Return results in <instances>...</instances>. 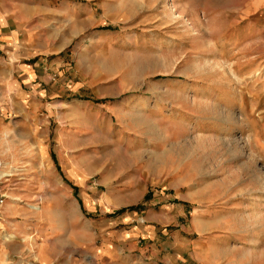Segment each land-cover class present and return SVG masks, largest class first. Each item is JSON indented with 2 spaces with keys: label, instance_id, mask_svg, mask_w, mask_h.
<instances>
[{
  "label": "rangeland",
  "instance_id": "obj_1",
  "mask_svg": "<svg viewBox=\"0 0 264 264\" xmlns=\"http://www.w3.org/2000/svg\"><path fill=\"white\" fill-rule=\"evenodd\" d=\"M26 4L20 11L38 37L36 46L44 38L52 49H61L38 57H62L65 64L47 70L52 80L39 86L24 85L15 67L0 72V104L9 106L0 117L9 125L0 133V203L3 179L10 173L62 174L65 167L56 164V153L61 161L75 158L76 173L91 169L94 184L116 174L122 166L102 162L110 157L109 145L117 148L116 130L123 126L131 132L128 138L136 135L156 148L149 151L148 167L158 180L142 183L146 193L136 206L145 211L157 191L161 200L153 210L158 204L166 208L156 215L165 224H156V238L150 241L156 252L147 250L146 241L139 264H264V0ZM36 46L29 43V49ZM25 47H17L18 53ZM61 74L64 90L54 87L45 99L64 93L82 104L67 119L71 133L62 128L71 155L58 151L57 122L39 110L21 124L26 119L16 101L20 93L44 94L38 89L50 87ZM116 105L125 113L119 119L109 113ZM179 117L185 125L176 127L172 119ZM91 121L92 133L86 125ZM111 157L122 158L118 152ZM20 158H27L28 166H20ZM44 158L54 166L37 165Z\"/></svg>",
  "mask_w": 264,
  "mask_h": 264
},
{
  "label": "crops",
  "instance_id": "obj_2",
  "mask_svg": "<svg viewBox=\"0 0 264 264\" xmlns=\"http://www.w3.org/2000/svg\"><path fill=\"white\" fill-rule=\"evenodd\" d=\"M27 2L28 0H0V72L3 70L7 73L15 67L24 85L39 86V81L51 82L52 77L46 75L47 70H59L58 67L65 64V58L38 57L40 53L55 55L61 49H52L54 46L44 38L40 39L39 48L36 46L38 37L26 24L27 15L20 11ZM29 43L37 49H29ZM24 44L26 49L18 53L17 47ZM64 78L61 74L50 87L38 89L39 92H44L42 95L20 93L16 101L22 111L21 118L26 119L21 124H27L33 116L37 117L39 110H43V114H40L43 118L51 119L54 124L57 122L54 140L58 151L62 155H71L72 145L64 140L66 132H62V128L68 129V134L71 133L74 127L67 123V119L74 118L76 106L82 104L76 99L70 102L66 98L68 96L63 97L64 93L51 100L45 99L50 96L45 95L47 91L53 93L54 87L59 86L64 90ZM7 83L11 85L12 80L8 79ZM120 107L114 106L109 113L121 118L125 113ZM8 108L9 106L0 104V117L3 112L9 111ZM84 112L93 114L90 109H85ZM139 113L137 111L135 114L140 115ZM172 122L176 127L185 125L182 117L172 119ZM86 125L92 133V121ZM8 129L9 125L3 124L0 119V133L7 132ZM175 129L177 128H174V132L172 130L173 134ZM116 131L119 142L117 148L112 144L108 146L110 157L102 164L122 168L116 174L103 175L96 184L89 174L91 169L86 167L84 174L76 173V159L62 158L61 161L57 153L56 164L65 167L62 174L10 173L4 177L5 197L0 203V264H139L144 251L141 248L146 241L151 246L147 250L152 248L155 254L156 244H151L150 241L156 238V224H165L164 219L156 215L166 208L162 209L158 204L156 209L160 210H153L152 207L161 200L157 191L146 202L145 211L141 213V207L136 205L146 193L142 183L158 180L153 175L156 171H151L148 167L152 164L148 160L149 151L156 148L150 143L141 142L143 139H138L136 135L128 138L131 132L126 131L123 126L117 127ZM111 132L108 130L109 134ZM135 144H140V147L134 148ZM114 152L121 154V160L111 157ZM136 156H140L139 160ZM17 162L22 167L28 166L27 158H20ZM40 164L54 166L49 158L37 163ZM140 164L147 165L148 169ZM84 165L93 166L88 161H84ZM136 167L141 169L136 170ZM166 168L168 167L164 164V173ZM136 171H139L138 175H132ZM232 208L236 210V207ZM142 216H145V223L140 221Z\"/></svg>",
  "mask_w": 264,
  "mask_h": 264
},
{
  "label": "bare ground",
  "instance_id": "obj_3",
  "mask_svg": "<svg viewBox=\"0 0 264 264\" xmlns=\"http://www.w3.org/2000/svg\"><path fill=\"white\" fill-rule=\"evenodd\" d=\"M245 140H246V139H245ZM246 141H249V137L247 138ZM243 144H244V142H243ZM0 179H1V178H0ZM261 183H262V182H261ZM249 222L253 224V222H255V216H253V215L249 216Z\"/></svg>",
  "mask_w": 264,
  "mask_h": 264
},
{
  "label": "built area",
  "instance_id": "obj_4",
  "mask_svg": "<svg viewBox=\"0 0 264 264\" xmlns=\"http://www.w3.org/2000/svg\"><path fill=\"white\" fill-rule=\"evenodd\" d=\"M2 178H3V177H2ZM2 178H1V179H2ZM1 179H0V181H1Z\"/></svg>",
  "mask_w": 264,
  "mask_h": 264
}]
</instances>
